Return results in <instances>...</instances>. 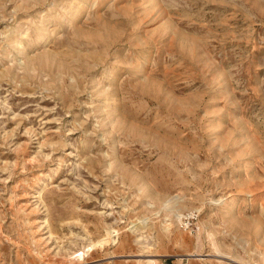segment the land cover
<instances>
[{
  "label": "rangeland",
  "instance_id": "obj_1",
  "mask_svg": "<svg viewBox=\"0 0 264 264\" xmlns=\"http://www.w3.org/2000/svg\"><path fill=\"white\" fill-rule=\"evenodd\" d=\"M146 258L264 264V0H0V264Z\"/></svg>",
  "mask_w": 264,
  "mask_h": 264
},
{
  "label": "bare ground",
  "instance_id": "obj_2",
  "mask_svg": "<svg viewBox=\"0 0 264 264\" xmlns=\"http://www.w3.org/2000/svg\"><path fill=\"white\" fill-rule=\"evenodd\" d=\"M179 213V212H178ZM181 217H182V214L178 215L176 214V221L177 222H180L181 220ZM137 232V231H136ZM136 234V233H135ZM139 234V232L137 233ZM145 235V234H144ZM143 234L142 235H138L136 236V239H134V241H132L134 244L138 245L139 247L141 248H147L148 246H153L155 245L154 241L150 242L149 241V238H147L146 236H144ZM152 237V236H151ZM151 239V238H150ZM225 254V253H224ZM142 255V254H141ZM227 255V254H226ZM153 256V255H152ZM157 256V255H156ZM223 256V255H222ZM144 259V258H143ZM142 259V260H143ZM152 261V260H156V258H149L144 261V264L147 263L148 261Z\"/></svg>",
  "mask_w": 264,
  "mask_h": 264
}]
</instances>
